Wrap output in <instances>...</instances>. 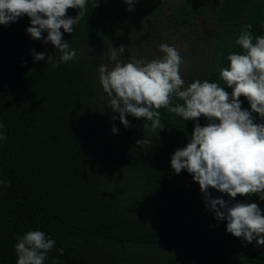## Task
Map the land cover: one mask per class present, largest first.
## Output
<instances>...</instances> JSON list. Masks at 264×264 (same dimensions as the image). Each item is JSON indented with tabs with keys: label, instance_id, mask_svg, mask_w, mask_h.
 <instances>
[{
	"label": "trees",
	"instance_id": "16d2710c",
	"mask_svg": "<svg viewBox=\"0 0 264 264\" xmlns=\"http://www.w3.org/2000/svg\"><path fill=\"white\" fill-rule=\"evenodd\" d=\"M128 7L124 0H100L91 8L88 0L74 31L61 29L77 59L57 68L47 62L49 56L59 62L54 46L27 33L29 17L0 25V132L7 136L0 141V179L10 182L0 184V264H16L17 237L35 230L56 241L45 264H264V245L227 233V221L215 219L192 175L171 168V156L187 145L196 121L161 108L162 130L131 115L125 128L118 113L97 102L85 53L122 39L129 46L148 44V29L190 28L204 17L214 26V35L201 37L209 39L206 80L231 94L219 71L229 53L242 54L235 41L244 25L264 35V0H211L207 7L183 0L170 8L164 0H134L131 12ZM78 11L70 8L67 15L75 18ZM33 51L46 53L45 59L34 62ZM239 99L251 111L247 99ZM199 123L208 120L202 116ZM143 139L149 145L136 144ZM209 193L264 211L258 195L233 200L215 189Z\"/></svg>",
	"mask_w": 264,
	"mask_h": 264
},
{
	"label": "clouds",
	"instance_id": "9594fccd",
	"mask_svg": "<svg viewBox=\"0 0 264 264\" xmlns=\"http://www.w3.org/2000/svg\"><path fill=\"white\" fill-rule=\"evenodd\" d=\"M134 8V0H124ZM100 0H91V8L98 7ZM78 9L75 18L67 15L68 9ZM89 11L88 0H0V25H8L27 16L30 25L26 31L33 40L51 43L59 53V62L48 57L53 68L77 59L75 49L63 39L71 34ZM252 25H244L236 45L242 54L229 53L228 66L221 68L219 77L232 89L231 94L217 82L196 79L186 85L181 76L184 58L175 46L159 45L162 57L146 61L132 57L127 63L116 62L111 69L100 65L99 82L109 102L107 106L119 114V121L131 127L127 116L144 118L151 122L153 130H162L161 108L182 117L185 121H196L187 145L177 149L171 156V168L176 174L187 170L199 184L206 207L215 214L217 221L226 220V231L248 243L254 240L264 245V211L257 203L229 205L223 198H212L209 189L227 194L231 199L238 195H258L264 200V123H254L252 113L264 120V35L254 36ZM264 28V24L261 25ZM47 32L46 38L42 36ZM255 41V42H254ZM127 50L111 46L110 59L117 61L118 54ZM34 62L44 60L46 53L33 51ZM250 104L251 111L242 109L240 97ZM182 101V103L174 102ZM208 120L206 126L199 123L200 117ZM117 117L113 116V120ZM148 125L144 123L143 127ZM0 123V129H3ZM112 132H118L113 127ZM7 136L0 132V141ZM136 144L149 145L148 139ZM0 179V184H9ZM56 241L43 231H28L17 237L16 264H45L48 253ZM60 255L64 249L60 248ZM53 264H58L54 261Z\"/></svg>",
	"mask_w": 264,
	"mask_h": 264
},
{
	"label": "rangeland",
	"instance_id": "374dc122",
	"mask_svg": "<svg viewBox=\"0 0 264 264\" xmlns=\"http://www.w3.org/2000/svg\"><path fill=\"white\" fill-rule=\"evenodd\" d=\"M183 0H164L165 7L170 8L174 4H177ZM198 3L207 7L211 0H196ZM208 30H206V28ZM214 28L211 22L204 17L197 18V23L193 27H182L179 30L167 27L165 25L159 28V31L155 32L153 29L147 30L145 32L144 40L147 43H142L141 45H125V39H122L119 45L112 46L113 48H119V46L124 45L127 50L121 55L118 54L117 61H112L110 59L111 46L102 49H86V55L89 58L90 69L93 73L95 91L94 94L97 98V102L102 107H108L109 98L106 93H104L102 85L99 82V66L107 65L109 69L115 66L116 62L127 63L132 57L137 59H145L146 61H151L163 56V53L159 50V45L168 44L169 46H175L179 51L181 56L185 60V64L182 66L181 76L185 80L186 85L193 82L196 79L201 81L206 80L210 75L211 62L209 59V52L205 43L209 41L203 38H208L214 35L209 31ZM197 36H200L198 38ZM201 37H203L201 39ZM98 115V113H97ZM99 133L103 136H107L106 129L102 126L97 127ZM116 173V171H115ZM165 261H172L170 257L165 258ZM172 264V263H169Z\"/></svg>",
	"mask_w": 264,
	"mask_h": 264
},
{
	"label": "flooded vegetation",
	"instance_id": "af4514ba",
	"mask_svg": "<svg viewBox=\"0 0 264 264\" xmlns=\"http://www.w3.org/2000/svg\"><path fill=\"white\" fill-rule=\"evenodd\" d=\"M205 28H206V30H208L207 27H205ZM209 32H210V33H213L212 31H209Z\"/></svg>",
	"mask_w": 264,
	"mask_h": 264
}]
</instances>
